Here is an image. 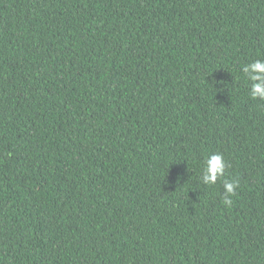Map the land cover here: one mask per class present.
Returning <instances> with one entry per match:
<instances>
[{
	"label": "trees",
	"instance_id": "1",
	"mask_svg": "<svg viewBox=\"0 0 264 264\" xmlns=\"http://www.w3.org/2000/svg\"><path fill=\"white\" fill-rule=\"evenodd\" d=\"M256 59L264 0H0V264H264Z\"/></svg>",
	"mask_w": 264,
	"mask_h": 264
},
{
	"label": "clouds",
	"instance_id": "2",
	"mask_svg": "<svg viewBox=\"0 0 264 264\" xmlns=\"http://www.w3.org/2000/svg\"><path fill=\"white\" fill-rule=\"evenodd\" d=\"M241 71L245 74L249 85V96L255 99L264 100V59H256L242 66ZM229 167L223 154L217 152L207 156L201 167L199 177L200 183L204 186H213L218 179L225 176ZM240 187L238 179L223 180V196L221 199L225 207L233 204L232 197L236 195V190Z\"/></svg>",
	"mask_w": 264,
	"mask_h": 264
}]
</instances>
